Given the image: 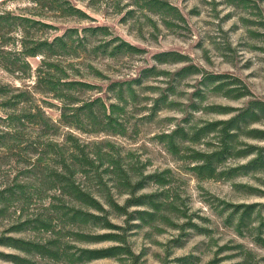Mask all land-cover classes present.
Wrapping results in <instances>:
<instances>
[{"label":"rangeland","instance_id":"rangeland-1","mask_svg":"<svg viewBox=\"0 0 264 264\" xmlns=\"http://www.w3.org/2000/svg\"><path fill=\"white\" fill-rule=\"evenodd\" d=\"M65 1L2 5L49 25L16 21L10 56L21 31L48 43L64 34L69 55L47 63L77 84L46 92L40 55L30 70L0 67V264H264V168L232 171L252 155L211 177L193 170L216 142L202 127L264 101V0ZM250 128L264 132V121ZM248 146L264 140L241 135L237 151ZM37 153L49 165L34 166ZM62 157L102 210L59 193L48 173ZM74 209L99 219L73 221Z\"/></svg>","mask_w":264,"mask_h":264},{"label":"trees","instance_id":"trees-1","mask_svg":"<svg viewBox=\"0 0 264 264\" xmlns=\"http://www.w3.org/2000/svg\"><path fill=\"white\" fill-rule=\"evenodd\" d=\"M15 0H2L0 2V67L8 72H15V71H21L23 68L26 70H30V66L27 62V59L29 57H35V56H42V64L41 67L37 71V83L38 85L42 84H49L50 87L47 89L46 92H53V90L57 91L56 85L64 86V85H74L77 84L76 82H72L67 80L68 73L66 70V66L61 65L60 63L56 64H49L47 63V60H49L50 56H67L69 55V47L67 43H65L66 36L63 35H57L53 38L52 42L48 43L47 41H34L33 39H30V37L27 39V35L24 31H21V40H20V46L14 51L17 53L16 56H10L11 49L6 50L8 45L12 44L10 43L11 38L8 36V34L11 32L13 33L14 28H19V25H17L16 21H24V22H31L34 24L49 26L39 20L30 19L27 17H23L22 15H16L13 13V11L2 9V5ZM36 4H39L42 8L49 6V4L53 3L54 0H50L51 2L47 0H30ZM58 2V0H55V2ZM63 2L64 4H67L65 0H59ZM50 8H52L50 6ZM39 16H44L40 14ZM21 24V23H20ZM17 25V27H16ZM31 47H27V43ZM15 47V46H14ZM13 50V49H12ZM14 52V53H15ZM12 57L13 59H11ZM17 60H20L19 63L20 66L16 67ZM23 66V67H22ZM47 68H53V72L56 71V73H53V77L48 80L50 74L47 73ZM70 87L66 90H70L73 87ZM60 97L56 98H63L61 95H58ZM99 100V98L95 99L94 101ZM93 101H91L92 103ZM84 107V106H82ZM84 109V108H83ZM30 112V111H29ZM7 118H10L8 116ZM35 116L30 113L29 115H25L22 117L24 119V122L28 123L29 121L33 120ZM264 121V101L259 100H250L248 101L243 107H240L238 109H235L232 111L230 117L224 121L221 122H215L212 124H209L208 127H202L200 131H202V134H207L211 132H215L216 134V142L213 149H210L206 153L198 154L195 160L197 161V165L193 167V170L197 174H203L206 173L209 177L212 176L214 170L217 168V165H219L222 161H224L226 158L231 157H239V158H245L254 155L253 158L249 159L245 164L239 165L237 169H232V171L235 170H244L247 171H255L260 170L264 168V146L262 147H255V146H248L246 149H243L241 151H237L236 145L239 142V138L241 135H246L251 139L263 141L264 140V132L259 131L257 129L250 128L247 132L245 130L250 127L253 123L256 122H262ZM24 125V123H22ZM39 126V125H37ZM6 127L10 129V131H7L6 136L12 138L13 136H10L12 131L16 128L15 124L11 121H8ZM41 130V129H40ZM42 134V131H41ZM13 135V134H12ZM39 144V143H38ZM43 145V144H42ZM56 144H53V147H55ZM44 145L42 146L45 148ZM37 148H35V152H37ZM40 152H43V149H41ZM44 154L40 153L38 156V153L36 157L33 159L34 166H40L43 164L44 160ZM71 159V155H70ZM32 159H30L31 161ZM61 161L57 160L56 164L52 166L51 173L49 172V176L56 180L57 189L60 194L68 195L72 198V200L80 201L86 206L95 209V210H102L99 202L94 199L89 193H87L85 190H83L81 187H79L78 184H76L75 180L70 179L67 176L68 172V166L65 163V159H60ZM56 161V160H55ZM44 165H49V163L45 162ZM74 165V164H73ZM69 170V173L73 175V172ZM64 183V185H62ZM2 193V192H1ZM82 216L84 218H82ZM99 219V217L93 215L92 213H85L81 210L74 209L73 214L71 217V220L73 221H79V222H95V220ZM72 221V222H73ZM43 230L49 231V225L47 224H41V227ZM105 239H111L115 240L116 237L114 236H108L105 237ZM104 239V240H105ZM20 245H18V244ZM16 249L20 250H26L30 251L27 247L28 243H24L21 240H13V243H11ZM32 246V245H31ZM37 251L41 253L39 247H36ZM117 248H110L105 251H83L84 253L88 254L85 258V260H93L98 258H105L109 256L116 255ZM241 264V263H237Z\"/></svg>","mask_w":264,"mask_h":264}]
</instances>
